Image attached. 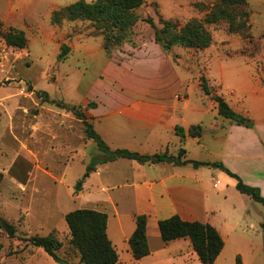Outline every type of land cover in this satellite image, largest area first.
Returning <instances> with one entry per match:
<instances>
[{"label":"rangeland","instance_id":"374dc122","mask_svg":"<svg viewBox=\"0 0 264 264\" xmlns=\"http://www.w3.org/2000/svg\"><path fill=\"white\" fill-rule=\"evenodd\" d=\"M75 1L0 0V167L7 168L15 158L22 162L27 156L35 170L31 186L14 192L16 200L6 203L10 218L0 216V264H84L71 244L65 214L82 207L75 186L92 159L103 153L86 136L81 119L69 109L46 101L38 91H47L51 99L82 106L99 132V113L112 106L160 103L164 98L158 92L166 96L168 103L189 99V106L202 109L192 116L204 126L203 143L209 150L189 139L188 155L219 161L222 139L213 136V129L224 117L213 96L217 91L226 97L231 90L240 94L246 74L264 80V0H247L250 27L245 32H229L228 22L220 21L208 25L213 36L210 46L196 48L179 43L170 50L155 41V28L146 19L152 17L157 28L164 25L161 17L183 25L190 19L204 18L220 0H145L137 9L139 20L130 36L109 51L91 20H72L62 15L54 19L55 12ZM11 28L24 31V47L6 43L4 32ZM64 45L69 46V51L60 56ZM202 76L212 87L209 95L201 88ZM179 146L178 139L171 140L170 152L177 153ZM127 164L116 168L126 173ZM223 185L222 182L216 187L211 182L207 189L212 194L210 205L218 223L228 216L237 222L240 210L248 209L247 219L258 228L250 232L255 241L264 243L259 233L263 229L258 227L259 219L264 218V205L231 183L225 184V189ZM1 192L8 196L7 182ZM111 193L120 199L122 225L106 203L97 207L109 215V234L120 247L122 228L128 229L136 208L132 192L123 189ZM3 221L14 226L12 234L2 226ZM149 226L151 236L156 235L157 224ZM237 231L239 236L227 242L221 255L226 264H239L240 225ZM48 234H54L61 244L59 261L31 243L32 236ZM156 243L152 238L151 245ZM258 260L250 264H264V251ZM134 262L123 259V264H138ZM193 264L202 263L196 259Z\"/></svg>","mask_w":264,"mask_h":264},{"label":"crops","instance_id":"0c3cea01","mask_svg":"<svg viewBox=\"0 0 264 264\" xmlns=\"http://www.w3.org/2000/svg\"><path fill=\"white\" fill-rule=\"evenodd\" d=\"M217 93L222 95L233 109L253 121L248 126L232 123L227 118L215 123L213 136L216 139H222L220 140L221 149L218 152L219 161L238 174L245 183L259 187L264 196V82L260 76L246 74L244 83L240 86V94L236 90L229 91L228 97L220 91ZM156 94L164 98V101L160 98L162 101L156 104L118 105L101 111L98 121L101 122L102 130L99 132L95 127L96 130L112 149L127 148L144 154L168 151L170 154L177 155L183 147L187 150L184 158L195 159L189 157L187 143L190 142L189 139H194L195 143L209 150V147L203 143L204 126L195 121L196 119L192 116V113L202 112V109L189 106V99H186L184 103H168L165 95L160 92ZM93 116L96 118L97 114L94 113ZM197 124L202 126L201 136H190L188 130L192 125ZM176 126H182L187 132L186 136L178 135ZM173 139H178L180 143L177 153L169 150L170 141ZM82 150L87 152L88 149ZM1 155L0 153V159ZM18 159L15 158L7 168L0 167V171L4 173L0 184V216L4 218H10L5 205L16 200L13 197L14 192L30 187L35 175L30 157L26 156L22 162H18ZM121 163H128L129 170L126 173L117 170L116 167ZM5 182L9 188L7 197L1 192ZM211 182L216 187L223 182L222 189H225L227 183L236 187L237 180L220 168L210 166L196 168L191 163L177 165L166 161L140 163L134 159L120 157L99 163L96 170L85 180L83 189L77 197L82 202L80 208L100 210L97 207L98 204L106 203L121 224L120 199L114 197L111 192L123 189L132 192L136 210L132 213L128 229L122 228L120 247L111 238L108 223V234L119 253L121 264L125 258L138 264H193L196 259H199L189 238L175 239L168 244L162 240L158 222L174 214L180 215L185 220L211 223L220 231L225 245L215 264H226L221 260V255L227 242L239 236L237 226L240 225V251H237L240 252L239 264H250L252 261L259 263L258 258L264 251V243L255 241L254 235L250 232L258 231V228L247 219L249 210H240V218L237 222L228 216L223 217L218 223L217 215L210 205L212 194L207 192ZM109 191L107 195L103 194ZM19 212L21 213L20 207ZM140 214L148 215L147 233L151 252L147 256L136 259L128 239L136 228V217ZM263 222L264 218H260L258 227L263 229V232L259 233L264 237ZM150 224H157L158 232L154 236L150 234ZM152 238H156V246L151 245Z\"/></svg>","mask_w":264,"mask_h":264},{"label":"trees","instance_id":"16d2710c","mask_svg":"<svg viewBox=\"0 0 264 264\" xmlns=\"http://www.w3.org/2000/svg\"><path fill=\"white\" fill-rule=\"evenodd\" d=\"M145 0H77L59 12H55L53 17L58 20L60 15L69 19H88L94 23L99 34L103 36L104 48H111L121 45L129 36L139 20L137 9L143 5ZM247 0H220L211 7V10L202 19L194 18L180 25L171 20L160 18L164 25L157 28L152 17L146 21L155 28V41L162 44L165 50H170L175 44L196 48H206L212 43V33L208 28L209 24L220 21L228 22L229 32L243 33L250 27L249 11L246 10ZM3 30V22L0 19V33ZM6 43L11 46L24 47L27 37L23 30L11 28L4 32ZM69 51V46L64 45L61 55ZM264 81V80H263ZM200 85L205 94L212 93L206 76H202ZM46 100L57 104L62 108H67L74 115L81 119L85 127V134L92 139L103 153L101 157H94L87 166L86 172L78 180L75 192H80L87 177L96 170L99 163L115 160L120 157L137 160L140 163H156L161 161L171 162L177 165L191 163L194 167L210 166L220 168L237 180L236 188L245 194L250 195L254 200L264 204V196L259 187L251 186L221 161H204L184 158L187 150L180 148L177 155L170 154L168 151L144 154L132 151L127 148L112 149L104 140L102 135L96 130L94 124L89 121L82 110V106L70 105L59 100L50 98L47 91H38ZM213 99L218 104V111L221 116L238 124L249 125L250 118L237 112L221 95L215 94ZM93 107L92 103L88 104ZM176 133L182 137L187 132L182 126H176ZM190 136L199 137L202 134L200 124L192 125L188 130ZM4 173L0 171V184ZM66 221L71 232V244L78 251L80 261L84 264H121L119 253L108 234V214L107 212L92 209L78 208L69 211L65 215ZM148 215L140 214L136 217V228L129 237L128 242L133 256L140 259L150 254V244L147 233ZM264 227V222H263ZM159 231L164 243L168 244L172 240L179 238H189L192 246L202 264H215L216 259L224 248L225 241L220 231L211 223L201 221H190L183 219L180 215L174 214L168 218L160 219L158 222ZM32 245L44 248L49 255L59 261L58 250L61 246L54 234L35 235L31 237Z\"/></svg>","mask_w":264,"mask_h":264},{"label":"water","instance_id":"95a60500","mask_svg":"<svg viewBox=\"0 0 264 264\" xmlns=\"http://www.w3.org/2000/svg\"><path fill=\"white\" fill-rule=\"evenodd\" d=\"M253 121L252 120H249V124H252ZM2 226L6 229V231L9 233V234H12L13 231H14V226L8 224L6 221H3L2 222ZM62 264H67L66 262L62 261Z\"/></svg>","mask_w":264,"mask_h":264}]
</instances>
